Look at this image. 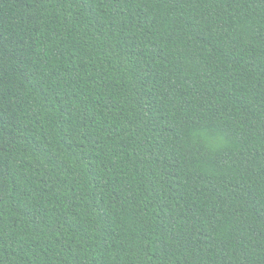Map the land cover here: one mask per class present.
Returning <instances> with one entry per match:
<instances>
[{
	"label": "trees",
	"instance_id": "obj_1",
	"mask_svg": "<svg viewBox=\"0 0 264 264\" xmlns=\"http://www.w3.org/2000/svg\"><path fill=\"white\" fill-rule=\"evenodd\" d=\"M0 264H264V0H0Z\"/></svg>",
	"mask_w": 264,
	"mask_h": 264
}]
</instances>
